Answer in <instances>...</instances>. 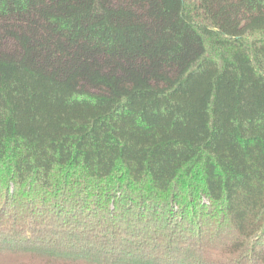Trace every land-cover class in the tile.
Segmentation results:
<instances>
[{"label": "trees", "instance_id": "16d2710c", "mask_svg": "<svg viewBox=\"0 0 264 264\" xmlns=\"http://www.w3.org/2000/svg\"><path fill=\"white\" fill-rule=\"evenodd\" d=\"M23 257L264 264V0H0V260Z\"/></svg>", "mask_w": 264, "mask_h": 264}, {"label": "rangeland", "instance_id": "374dc122", "mask_svg": "<svg viewBox=\"0 0 264 264\" xmlns=\"http://www.w3.org/2000/svg\"><path fill=\"white\" fill-rule=\"evenodd\" d=\"M20 258V257H19ZM23 263L24 264H34L35 260H33L31 257H23ZM0 264H12L11 262L8 261H2L0 260Z\"/></svg>", "mask_w": 264, "mask_h": 264}]
</instances>
